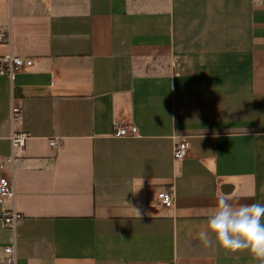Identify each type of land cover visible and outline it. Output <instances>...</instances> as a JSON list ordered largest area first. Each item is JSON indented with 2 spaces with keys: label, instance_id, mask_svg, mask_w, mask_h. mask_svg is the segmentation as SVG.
<instances>
[{
  "label": "crops",
  "instance_id": "0c3cea01",
  "mask_svg": "<svg viewBox=\"0 0 264 264\" xmlns=\"http://www.w3.org/2000/svg\"><path fill=\"white\" fill-rule=\"evenodd\" d=\"M0 32L33 60L0 74V264H261L199 233L221 197L264 204V0H0Z\"/></svg>",
  "mask_w": 264,
  "mask_h": 264
},
{
  "label": "clouds",
  "instance_id": "9594fccd",
  "mask_svg": "<svg viewBox=\"0 0 264 264\" xmlns=\"http://www.w3.org/2000/svg\"><path fill=\"white\" fill-rule=\"evenodd\" d=\"M134 210L139 217V211ZM213 238L226 253L246 250L264 264V204L234 206L224 197L219 198L214 212L208 217L207 229L199 233L205 247L212 244Z\"/></svg>",
  "mask_w": 264,
  "mask_h": 264
},
{
  "label": "built area",
  "instance_id": "2783aa9c",
  "mask_svg": "<svg viewBox=\"0 0 264 264\" xmlns=\"http://www.w3.org/2000/svg\"><path fill=\"white\" fill-rule=\"evenodd\" d=\"M9 34L0 32V41L8 42ZM33 65L31 58H21L8 55L0 62V74L10 77L11 80L15 78L17 73L23 69L30 68ZM22 117L21 107L13 103L10 113V119L12 122L20 120ZM139 135L138 128L135 126H128L119 122H116L113 129V137L121 138H134ZM27 135L25 133H15L11 137L13 148L22 149L25 146ZM52 147L57 146L55 140L50 142ZM189 153V145L186 141L178 143L173 152L174 159L182 160L187 157ZM15 195L14 181L7 177L0 178V201L13 198ZM155 204L163 208H172L174 206V195L172 191L162 190L156 194ZM21 218V215L16 211H6L3 214L4 223L14 232L17 221ZM17 254L16 245L13 243L4 248V257L2 264H16Z\"/></svg>",
  "mask_w": 264,
  "mask_h": 264
}]
</instances>
